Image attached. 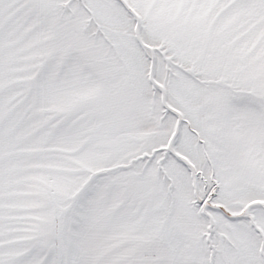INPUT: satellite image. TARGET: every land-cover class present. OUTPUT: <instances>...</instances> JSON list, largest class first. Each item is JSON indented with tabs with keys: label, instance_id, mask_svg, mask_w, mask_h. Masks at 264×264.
Returning <instances> with one entry per match:
<instances>
[{
	"label": "snow or ice",
	"instance_id": "1",
	"mask_svg": "<svg viewBox=\"0 0 264 264\" xmlns=\"http://www.w3.org/2000/svg\"><path fill=\"white\" fill-rule=\"evenodd\" d=\"M0 264H264V0H0Z\"/></svg>",
	"mask_w": 264,
	"mask_h": 264
}]
</instances>
